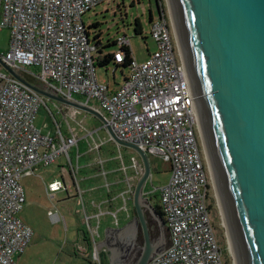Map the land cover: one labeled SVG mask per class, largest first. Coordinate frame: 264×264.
<instances>
[{
  "label": "built area",
  "instance_id": "built-area-1",
  "mask_svg": "<svg viewBox=\"0 0 264 264\" xmlns=\"http://www.w3.org/2000/svg\"><path fill=\"white\" fill-rule=\"evenodd\" d=\"M114 2L0 0V29L11 33L9 50L0 53V264H17L16 257L27 249L33 236L18 217L26 202L22 180L63 155L69 159L70 169L64 168L62 179L46 186L48 197L69 194V185L74 187L94 242L99 233L91 228V221L98 219L100 225L105 214L86 212L79 167L70 156L80 139L66 137L61 130L45 133L37 126L43 105L54 115L49 99L21 83L2 63L35 81L34 85L96 110L106 120L102 129L110 127L121 140L169 163L168 184L144 190L149 204L160 194L170 239L164 252L148 264H236L235 258L228 263L218 237L211 206L214 198L220 209L219 200L173 20L162 4L159 14L150 20L156 51L142 63L131 53L128 75L119 88L112 89L98 78L101 37L83 17L104 3ZM117 46L114 63L121 65L126 57L122 48L130 47V38L118 36ZM130 162L136 177H141V157L132 156ZM103 175L107 177L106 172ZM152 178L148 182L153 185ZM105 186L110 191V185ZM111 213L118 225L117 213ZM48 216L55 223L65 220L56 206ZM79 250L85 254L88 248L80 246ZM228 253L234 256L230 247ZM92 255L100 262L97 248Z\"/></svg>",
  "mask_w": 264,
  "mask_h": 264
},
{
  "label": "water",
  "instance_id": "water-1",
  "mask_svg": "<svg viewBox=\"0 0 264 264\" xmlns=\"http://www.w3.org/2000/svg\"><path fill=\"white\" fill-rule=\"evenodd\" d=\"M170 5L235 263L264 264V0H170ZM2 64L47 99L106 125L96 110L34 85ZM107 132L118 146L135 150L144 167L134 193L135 239L128 238L129 229L111 230L116 240L110 239V264H128L140 229L144 244L133 264H148L168 244L163 216L144 198L151 162L142 148L121 140L110 127ZM148 213L160 225L159 242L153 240Z\"/></svg>",
  "mask_w": 264,
  "mask_h": 264
},
{
  "label": "rangeland",
  "instance_id": "rangeland-1",
  "mask_svg": "<svg viewBox=\"0 0 264 264\" xmlns=\"http://www.w3.org/2000/svg\"><path fill=\"white\" fill-rule=\"evenodd\" d=\"M133 2L134 5H132ZM161 4L172 17L169 0H115L114 3L102 4L91 13L85 15L83 19L86 24H101L97 30L101 33L102 45L108 40L113 41L110 43L111 46L104 50V53L118 52L117 37L127 35L130 38L132 55L138 62L142 63L157 48L155 41L150 35V14L156 17L159 14L158 7ZM121 13H123L124 19H122ZM137 19H140L143 27L142 35H137L134 31ZM10 38V30L6 28L0 29V53H6L9 50ZM128 72L127 68L117 67L114 63L106 67H97L99 80L109 83L112 89L119 88L123 84ZM47 104L54 115L43 105L38 113L36 125L43 128L45 133H57L61 130L66 137L75 135L80 139L81 142L78 147L76 146L70 150V156L75 164L78 155L81 158L78 160L79 164H77L79 167L77 176L81 189L85 191L86 212L93 216L101 213L105 214L101 217L100 225L98 219L91 221V228L96 230L97 234L98 232L100 233V238L97 237V241L94 242L91 239V230L85 219L83 205L79 198L76 197L74 187L69 185L70 193H57L55 199H50L46 192L48 184L62 179L64 168L70 169V162L67 156L59 157L57 162L49 167H39L35 175L25 177L22 180L26 192V202L18 217L31 228L33 236L27 249L16 257L17 264H91L85 259H89L93 264H110V253L108 258L105 257L99 244L107 229L113 228V232L129 229L131 233H128V238L132 241L135 239V234L133 233L136 221L134 193L140 177H136L135 172L132 170L130 158L132 156L135 158L139 155L133 149L122 148L117 145L118 150H115V152L117 151L118 157L122 155L123 158L120 157L121 164L119 166L122 171L125 168L123 161L126 162L127 160V163H125L124 174L126 176L124 181L118 165L117 168L112 167L110 172L108 170L103 171L108 173L107 177L103 175V172H95L93 170L94 167H88V165L93 164L95 167L99 165L94 163L99 161L96 150L102 146L101 142H105L103 146L108 145V147H111L109 145L111 143L110 136L107 130L102 129V122L95 116L71 106L52 100H48ZM149 159L152 166L153 185L150 181L145 189L152 190L153 187L158 188L167 185L171 177L169 163L158 156L151 155ZM107 162H104L105 168ZM77 165L75 166L77 167ZM106 183L110 185V191L105 186ZM90 188L94 189L87 193L86 190ZM159 203L160 194H155L151 204L155 208ZM55 206L65 218L60 223L52 222L48 216V212L54 209ZM111 212L117 213L118 225H116L115 218ZM213 214L216 220L219 240L221 244H226L228 251L231 246L221 209L216 207V210H213ZM147 215L149 218V213ZM216 217L220 222H217ZM65 221H67V225ZM113 232H111V241L115 242L116 233ZM165 233L168 238L169 232L166 228ZM138 236L139 234H137L135 240L137 242H139ZM158 239L159 237L157 236L154 242H158ZM116 242L119 243L118 239ZM80 246L87 247L88 251L82 254L79 250ZM95 248L100 252V262L95 260L92 255ZM231 251L233 253L232 249ZM230 259L233 261L234 256H230Z\"/></svg>",
  "mask_w": 264,
  "mask_h": 264
},
{
  "label": "trees",
  "instance_id": "trees-1",
  "mask_svg": "<svg viewBox=\"0 0 264 264\" xmlns=\"http://www.w3.org/2000/svg\"><path fill=\"white\" fill-rule=\"evenodd\" d=\"M158 1V0H157ZM132 5H134V2H133V4ZM121 17H122V19H124V15H123V13H121ZM153 18V15L152 14H150V20ZM101 24L100 23H93V25H92V27L91 28H96V29H98V27L100 26ZM134 31H135V33L137 34V35H142L143 34V27H142V24H141V21H140V19H137L136 21H135V26H134ZM99 36H101V33H99L98 34V37ZM111 42H113V41H111V40H108L106 43H104V45H102V43L101 42H98V44H99V53L101 54L100 56H99V59H98V66L99 67H106V66H108V65H110L111 63H114V60L116 59V57H115V53H104L105 51V49H108L111 45H110V43ZM123 49V51L126 53V57H125V60H124V62H123V64H121V65H119V64H115L117 67H120V68H127L128 69V67H129V65H130V63H131V61H132V58H131V49H130V47H123L122 48ZM24 77H25V79L27 80V81H29L30 83H32V84H36L35 83V81H33L32 79H30L29 77H27V76H25L24 75ZM62 132V131H61ZM81 142V141H80ZM111 147H108V145H105V146H100L97 150H96V153H97V155H98V157H99V161L97 162V163H94V164H99V165H97L96 167L93 165V164H89L88 165V167L89 166H93L94 167V171L96 172H100V173H102L103 171H105V170H108L109 172L112 170L111 168L112 167H115V168H117V165H118V168H119V166H120V158L117 156V151L115 152V150H118V146H117V144L115 143V142H113L112 140H111V143L109 144ZM123 148V147H122ZM86 158V157H85ZM103 158H105V159H103ZM81 159V158H80ZM119 159V160H118ZM125 159V158H124ZM131 159V158H130ZM103 162V164H101L102 162ZM108 161V162H107ZM104 162H107V166H106V168H105V166H104ZM125 163H127V160H126V162H124L123 161V164H124V166L126 167V164ZM120 169V168H119ZM123 170H124V168H123ZM121 173H122V175H123V181L125 180V170L124 171H122L121 169L119 170ZM107 173V172H106ZM107 175H108V173H107ZM135 209V208H134ZM155 209H156V211L159 213V214H161L162 215V211H161V207H160V205L158 204V205H156L155 206ZM211 209L212 210H216V201H215V199L213 198L212 199V206H211ZM217 218V217H216ZM214 219H215V217H214ZM217 222H220L219 221V219L217 218ZM215 223H216V220H215ZM216 227H217V225H216ZM138 241H139V243H140V245H143L144 244V236H143V232H142V230L140 229V232H139V236H138ZM170 241V239L168 238V242ZM223 245V244H222ZM223 248L226 250V256H227V260H228V263H231V260H230V255H229V253H228V251H227V249H226V244L224 243V245H223ZM85 260H87L88 262H90L91 264H93L89 259H85Z\"/></svg>",
  "mask_w": 264,
  "mask_h": 264
},
{
  "label": "flooded vegetation",
  "instance_id": "flooded-vegetation-1",
  "mask_svg": "<svg viewBox=\"0 0 264 264\" xmlns=\"http://www.w3.org/2000/svg\"><path fill=\"white\" fill-rule=\"evenodd\" d=\"M149 215H150L149 222L152 223L151 224V228H152V237H153V240L154 239L156 240V237L158 236L159 237L158 242H159L160 237H161V228H160V225H159L158 220L156 219L155 216H153L151 214H149ZM121 237L122 236H119L118 239L121 238ZM142 247L139 244V242H137V241H135L133 243L132 248H131V255H130V258L128 260V264H133L139 258V256L142 253Z\"/></svg>",
  "mask_w": 264,
  "mask_h": 264
},
{
  "label": "crops",
  "instance_id": "crops-1",
  "mask_svg": "<svg viewBox=\"0 0 264 264\" xmlns=\"http://www.w3.org/2000/svg\"><path fill=\"white\" fill-rule=\"evenodd\" d=\"M80 159V155H79V158L77 159V162H76V164L75 165H77V164H79V162H78V160ZM78 166V165H77ZM95 188V187H94ZM94 188H90L89 190H86L87 191V193H88V191H92ZM85 192V191H84ZM84 198H85V194H84ZM53 222V221H52ZM55 223V222H54ZM66 223H67V221H66ZM100 224H101V222H100ZM67 225V224H66ZM113 229V228H112ZM111 228H109V229H107V231L105 232V235H104V237L101 239V242H99V244H100V247H101V251L105 254V257H107L108 258V256H109V253H110V256H111V250H112V248L110 247V239H111V230H112ZM99 233V232H98ZM99 238H100V233H99Z\"/></svg>",
  "mask_w": 264,
  "mask_h": 264
},
{
  "label": "bare ground",
  "instance_id": "bare-ground-1",
  "mask_svg": "<svg viewBox=\"0 0 264 264\" xmlns=\"http://www.w3.org/2000/svg\"><path fill=\"white\" fill-rule=\"evenodd\" d=\"M169 7H170V10H171V13H172L171 5H170V0H169ZM172 15H173V14H172Z\"/></svg>",
  "mask_w": 264,
  "mask_h": 264
}]
</instances>
